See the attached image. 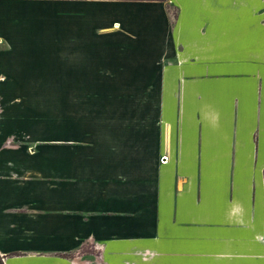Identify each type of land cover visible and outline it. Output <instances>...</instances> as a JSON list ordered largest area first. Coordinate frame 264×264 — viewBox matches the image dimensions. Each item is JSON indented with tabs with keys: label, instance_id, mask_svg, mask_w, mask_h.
<instances>
[{
	"label": "crops",
	"instance_id": "crops-1",
	"mask_svg": "<svg viewBox=\"0 0 264 264\" xmlns=\"http://www.w3.org/2000/svg\"><path fill=\"white\" fill-rule=\"evenodd\" d=\"M31 1L50 5L54 29L67 32L66 39L57 38V45L66 47L70 60L75 61V48L96 49L100 60L103 54L107 56V49H114L126 67L123 72L135 74L144 58L133 49H153L158 58L163 55L167 158L163 166L170 163L163 173L158 172L162 188L151 210L164 220L165 234L177 226L182 240L195 242L196 251L185 250L180 264H190L194 255L199 262L193 264H259L258 258H252L251 232L253 223H258L260 231L254 241L264 240V214L253 220L250 196L240 186L220 185L222 170H176L173 161L178 151L181 161H187L203 154V145L239 144L258 128L256 115L264 90V0ZM168 4L176 11L174 23ZM116 49L129 51L124 56ZM152 58V64L161 62ZM11 158L10 152L0 149V255L4 264H41L44 255L60 264V258L72 257L77 247L57 251V240L78 235L77 245L82 246L93 237V216L106 217L100 219L106 223L120 215L112 211L92 215L86 200L83 207L78 206L75 186H46L23 169L13 171ZM228 172L225 169L224 175ZM133 211V220L139 219L137 208ZM100 220L95 233L102 240L107 227ZM202 220L220 221L202 225ZM206 240L212 241L213 249ZM175 252L170 250L169 260L177 256Z\"/></svg>",
	"mask_w": 264,
	"mask_h": 264
},
{
	"label": "rangeland",
	"instance_id": "rangeland-1",
	"mask_svg": "<svg viewBox=\"0 0 264 264\" xmlns=\"http://www.w3.org/2000/svg\"><path fill=\"white\" fill-rule=\"evenodd\" d=\"M167 11L174 23L175 9L168 4ZM50 14V5L0 0V149L12 154L13 171L23 169L46 186H75L78 206L83 207L86 200L92 215L120 214L106 223L100 220L106 217L93 216V237L82 246L77 245L78 235L57 240V251L77 247L76 254L60 258L59 263L68 264L70 259L69 264H180L185 250L197 249L195 242L182 240L177 226L165 234L164 220L151 210L162 188L158 172L163 173L170 163L163 166L167 161L163 55L158 58L153 49H133L144 58L135 74L123 72L126 67L114 49H107V56L100 60L96 49L75 48V61L70 60L66 47L57 45L67 32L54 29ZM116 51L124 55L129 49ZM153 56L161 62L152 64ZM258 122L255 132L239 144L200 145L203 154L181 161L178 151L173 161L176 170H222L220 185L240 186L250 196L253 220L264 214V90L256 127ZM133 207L139 219L133 220ZM99 220L107 227L102 240L95 233ZM202 221L211 225L220 220ZM208 229L211 234L212 227ZM259 231L254 222L251 254L264 264V240L254 241ZM208 243L213 249L212 241ZM170 250L177 255L171 260ZM194 257L190 264L199 262ZM56 262L44 255L41 264Z\"/></svg>",
	"mask_w": 264,
	"mask_h": 264
},
{
	"label": "trees",
	"instance_id": "trees-1",
	"mask_svg": "<svg viewBox=\"0 0 264 264\" xmlns=\"http://www.w3.org/2000/svg\"><path fill=\"white\" fill-rule=\"evenodd\" d=\"M141 1H165V0H141ZM262 180L264 185V169L262 171ZM3 259L4 257L0 255V264H4Z\"/></svg>",
	"mask_w": 264,
	"mask_h": 264
}]
</instances>
